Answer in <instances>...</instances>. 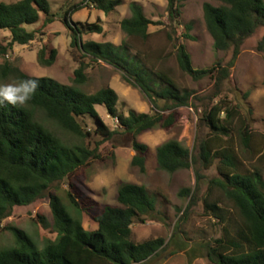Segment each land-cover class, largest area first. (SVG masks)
<instances>
[{
	"label": "trees",
	"instance_id": "obj_1",
	"mask_svg": "<svg viewBox=\"0 0 264 264\" xmlns=\"http://www.w3.org/2000/svg\"><path fill=\"white\" fill-rule=\"evenodd\" d=\"M90 1L106 14L121 4L120 0ZM214 1L218 5H203L204 21L215 48L232 51L230 61L226 65L216 62L209 68L194 69L185 46L175 45L176 60L184 74L196 82L206 78L213 82L210 92L204 95L179 87L168 71L148 69L139 53L131 54L128 40L119 46L82 42L85 33H103L98 24H85L82 31L71 22V15L82 4L64 13L62 21L72 33V47L79 49L84 58L104 62L120 71L123 81L139 88L149 100L156 110L153 114L134 110H129L127 115L118 114L119 96L110 87L91 94L81 91L78 86L87 81L88 64L85 62L75 70L72 85L47 77H30L7 62L1 66L4 76L12 74L18 82L37 79L40 87L26 106L0 105V230L9 231L14 238L13 247L0 250V264H145L166 250L168 244L163 238L143 242L132 239L135 221L145 220L156 212V201L144 186L122 183L117 193L119 205H104L95 215L90 214L73 192V180L83 174L93 160L101 158L99 148L116 133L101 119L97 106H104L108 114L118 120L120 129L134 137L173 126L179 108L191 107L199 112L198 121L207 129L205 137L193 150L177 140L167 141L156 149L157 164L168 173L193 169L195 187L179 192L180 197L188 199L185 211L199 201L201 182L205 179L202 169L216 166L218 176L207 180L202 202L205 215L222 225L223 235L207 243L206 256L212 264H264V135L257 136L251 129L250 117L223 94L224 84L230 78L245 40L264 27V0ZM130 8L131 17L123 19L120 27L130 40L145 42L150 37L151 21L140 5L132 3ZM180 8L176 0H169L168 14L177 26L180 25ZM41 15L46 17L45 24L52 23L47 0L0 2V30L10 33L7 45L0 43V57L4 58L14 45L25 46L36 40L39 32L27 26L36 25ZM45 53L44 49L39 51L38 62L50 66L57 52L52 50L48 59ZM249 94L246 92L245 98ZM37 111L82 144H65L36 119ZM90 119L94 130L86 124ZM132 148L135 155L131 165L145 173L148 147L133 141ZM63 182L69 188L66 192L69 206L59 196H50L57 234L55 242L39 249L22 229L10 225L1 227L15 208L28 207L44 199ZM88 212L97 224L95 230L83 228L82 214ZM38 219L42 220L39 216ZM176 234L177 228L170 239ZM185 246L179 249L184 250Z\"/></svg>",
	"mask_w": 264,
	"mask_h": 264
},
{
	"label": "rangeland",
	"instance_id": "obj_2",
	"mask_svg": "<svg viewBox=\"0 0 264 264\" xmlns=\"http://www.w3.org/2000/svg\"><path fill=\"white\" fill-rule=\"evenodd\" d=\"M16 1L19 0H0L5 3ZM120 1L118 7L106 14L90 0H47L53 17L52 23L45 24L46 17L41 15L36 25L27 26L29 30L39 32L36 40L25 46L14 45L4 58L0 57V84L18 83L14 75H3L1 66L5 62L30 77H47L64 85L73 84L75 70L81 62H85L88 64L85 71L87 81L78 86L81 91L91 94L101 88L110 87L119 96L118 114L127 115L129 110L155 113L156 110L142 91L123 81L120 71L104 62H95L90 57L84 58L79 49L72 47V33L64 25L62 18L67 10L82 4L81 8L71 15V22L82 31L85 24H98L103 28L102 34H83L82 42L94 41L119 46L128 40L132 46L131 54L139 53L148 69L168 71L179 87H187L200 95L210 92L213 82L209 78L196 82L179 69L175 45L185 46L194 69L209 68L216 62L226 65L232 57V51L222 52L215 48L203 14L205 3H218L214 0H176L181 6L180 25L177 26L168 14L169 0ZM132 3L140 5L145 16L151 21L148 29L150 37L145 42L130 40L120 27L123 19L131 17ZM186 35L190 38H185ZM9 38L8 31L0 30L1 44L7 45ZM42 49L46 52V59L50 57L52 50H56L52 65H41L38 62L37 55ZM241 49L230 78L224 84L223 94L234 105L241 106L243 114L251 119L252 131L260 136L264 135V27L246 39ZM246 92H250L247 98ZM159 105L162 106L163 103L160 102ZM96 110L107 127L116 133L99 148L101 158L93 160L82 176L73 180V192L83 206L88 208L90 214L95 215L100 213L104 205H119L117 193L122 183L144 186L156 201V212L145 220L135 221L132 225V239L135 242H143L163 238L168 244L166 250L145 264H212L206 256L205 246L220 238L223 231L222 225L205 215L202 195L207 189V180L218 176L216 166L202 169L201 173L205 179L201 182L199 201L190 210L185 211L188 199L180 197L179 192L183 188L195 187L196 177L193 169L168 173L161 170L156 161L157 147L167 141L177 140L193 150L195 144L205 137L207 129L198 121L199 112H195L191 107L179 108L173 126L166 129L156 128L134 137L120 129L118 120L109 115L104 106H97ZM35 117L68 146L82 144L80 140L49 122L41 112H35ZM86 124L89 129L94 130L92 119L87 120ZM94 139L99 140L100 137ZM133 141L148 147L145 173L131 165L135 155ZM68 189L63 182L44 199L28 207L15 208L13 215L5 220L1 227L10 225L22 229L35 241L39 249L49 242H55L57 234L53 227L50 196H59L63 203L69 206L66 196ZM38 216L42 218L41 221ZM82 225L85 230L97 229V224L92 221L89 212L82 214ZM175 228L177 234L171 240ZM183 244H186L185 249L180 250L179 246ZM13 246L12 234L0 230V250Z\"/></svg>",
	"mask_w": 264,
	"mask_h": 264
},
{
	"label": "clouds",
	"instance_id": "obj_3",
	"mask_svg": "<svg viewBox=\"0 0 264 264\" xmlns=\"http://www.w3.org/2000/svg\"><path fill=\"white\" fill-rule=\"evenodd\" d=\"M40 82L37 79H24L18 83L0 84V105L10 106L24 105L31 100Z\"/></svg>",
	"mask_w": 264,
	"mask_h": 264
}]
</instances>
